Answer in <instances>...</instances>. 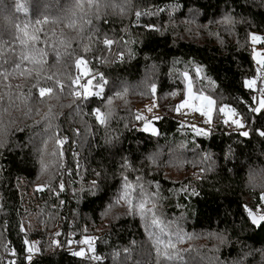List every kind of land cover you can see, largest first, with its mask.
Masks as SVG:
<instances>
[{"label":"trees","instance_id":"obj_1","mask_svg":"<svg viewBox=\"0 0 264 264\" xmlns=\"http://www.w3.org/2000/svg\"><path fill=\"white\" fill-rule=\"evenodd\" d=\"M252 33L264 38V0H0V264H90L59 249L70 220L101 264H264L249 214L264 216ZM81 59L87 100L73 85ZM188 81L215 101L209 125L177 112ZM224 106L245 127L229 128Z\"/></svg>","mask_w":264,"mask_h":264},{"label":"snow or ice","instance_id":"obj_2","mask_svg":"<svg viewBox=\"0 0 264 264\" xmlns=\"http://www.w3.org/2000/svg\"><path fill=\"white\" fill-rule=\"evenodd\" d=\"M140 14L138 13L137 16H139ZM251 40L253 43L256 42H262L264 43V38L261 37H257V36H252ZM112 43V41H106V44L110 45ZM254 58L256 59L257 63L261 66V68H264V53L261 52H256L254 54ZM87 61L81 59L80 61L77 62L78 67L81 69V76L87 77L89 75V69H87L86 67ZM245 87L248 90H253L255 88V86L257 85V80L255 78H250L247 79L245 82ZM73 85L76 88H81L83 85L81 84V80L79 78H77L75 81H73ZM61 88H63V85H60ZM92 86L88 85V87L85 89L84 92L79 93V95L81 96H85L86 94L91 91ZM189 91H188V98L183 100L180 107L182 108H186V107H191V108H195L197 110L198 113L202 114V115H211L213 113V108H214V101H212L209 98H206L200 94L198 95H193V91H192V84L189 83ZM51 91V89H40L39 90V94L41 97L49 94V92ZM153 91L155 92V88H153ZM196 101H199V107H196ZM256 101V100H255ZM256 103L259 105L258 107L253 106L251 108L252 112H261L264 111V96H261L259 101H256ZM221 114L225 117L224 119V123L225 124H229V123H235L237 124L238 127L242 128L245 127V125L243 124L241 118H240V114L238 112L235 111L234 106L232 108V110H229L228 106H224L220 109ZM177 112H179V109H177ZM95 115H96V119L97 122L100 124L104 123V117L103 114L100 113L99 109L95 110ZM139 119V117H138ZM152 127H148L145 128L144 131H151L153 134H157L156 130L152 131ZM243 135H245L246 137L249 135L248 132H243ZM259 135L264 136V131L259 132ZM66 138L65 139H60L58 140V144L62 145L63 143H65ZM60 188H63V184L59 185ZM128 186L126 187L127 190ZM42 190L38 188V191ZM142 195V194H141ZM124 199H127V191H126V195L124 197H122ZM129 204H132V201L129 199L128 200ZM138 208L140 211V214L143 216L146 213L152 215V224L153 225H159L160 221L156 218L154 212H148L146 210V206H145V202L143 201V199H141L140 203L138 204ZM249 214L251 216V223L256 226L257 224H264V216H260L257 217L252 213V210H249ZM85 243L89 244L91 246V241L90 240H86ZM157 245H160L161 243H163V258L165 261H169L173 259V256L170 254V252L168 251L169 249H172L174 247V245L169 241V242H163L161 240H157L156 241ZM91 251H95L94 248L91 249ZM29 252H31V248H29ZM85 253L82 251L79 252H74L73 255H80L83 256ZM157 255H161V250L159 248H157ZM95 259H99V257H92ZM28 259L30 260V256L28 257Z\"/></svg>","mask_w":264,"mask_h":264},{"label":"built area","instance_id":"obj_3","mask_svg":"<svg viewBox=\"0 0 264 264\" xmlns=\"http://www.w3.org/2000/svg\"><path fill=\"white\" fill-rule=\"evenodd\" d=\"M77 76L79 77V79L81 80V84L83 85L81 88H75V94L76 95H79V93L81 92H84L85 89L88 87L89 84V80L87 78H85L84 76H81V71L80 69L77 67ZM91 92V91H90ZM81 96V95H79ZM89 96L88 93L86 94V97ZM83 99H86L85 96H81ZM243 124H244V120L242 121ZM229 128H232V125L229 123L227 125ZM136 127L138 129H143V125L137 120L136 122ZM71 153L72 154H78L79 153V150L77 149V144L76 143H73L72 144V147H71ZM73 171V168L71 165L67 164L65 165L63 168H62V176H61V183H64V185H66V181H67V176L69 174H71ZM62 189V188H61ZM68 190V189H66ZM59 193H61V191H58ZM61 224V220L59 219L57 221V225H60ZM72 224V221L70 220L69 221V225H68V231L67 233L64 235V237L60 236L58 234V230L56 231L57 232V236H56V240L58 242V246H59V249L60 250H69L71 252H79V251H82L84 252L85 254L82 256L84 259H86L87 261L90 262V264H101L102 261H104L106 259V255L105 254H100L98 253L97 251H91L92 247L85 243L86 240H89V239H80V240H77L75 238V235L73 233V231L70 229V225ZM93 244V242L91 243V245ZM26 255H33L32 252H29L28 254ZM92 257H99V259H95V258H92Z\"/></svg>","mask_w":264,"mask_h":264},{"label":"rangeland","instance_id":"obj_4","mask_svg":"<svg viewBox=\"0 0 264 264\" xmlns=\"http://www.w3.org/2000/svg\"><path fill=\"white\" fill-rule=\"evenodd\" d=\"M252 36L261 37V35L258 34V33H252L251 37H252ZM261 38H262V37H261ZM251 42H252V40H251ZM252 45H253V48H254V49H253V56H254V54H255L256 52L264 53V51H263V49H262V47H261L259 41L256 42V43H253V42H252ZM254 60H255V63H256L257 65H259V64L257 63V61H256L255 58H254ZM258 69L261 70V66H260V65H259ZM189 83L192 84V82H190V81L187 82L186 92H185V94H184V95H185V96H184V97H185L184 100L188 98V91L190 90V89H189ZM192 91H193V95H198V93H196V92L193 90V86H192ZM200 95H202V96H204V97H206V98H209V99H211L212 101H214V99H213L212 97H210V96H207V95H204V94H200ZM89 96H90V95H89ZM89 96H87L85 100L89 99V98H90ZM195 103H196V107H199V101H196ZM180 105H181V104H180ZM164 110H165L166 112H169V107H164ZM179 111H180L181 114L184 115V119L187 120L188 122L193 121V120L196 119V118L198 117V115H199V116L201 117V119L209 125V124L211 123V120H212L213 116H214V112H215V101H214L213 113H212L211 115H202V114L198 113L197 110H196L195 108H191V107H186V108L179 107Z\"/></svg>","mask_w":264,"mask_h":264},{"label":"water","instance_id":"obj_5","mask_svg":"<svg viewBox=\"0 0 264 264\" xmlns=\"http://www.w3.org/2000/svg\"><path fill=\"white\" fill-rule=\"evenodd\" d=\"M252 213H253L255 216H257V217L263 216V215L257 213L255 210H252ZM261 225H262V224H257V226H261ZM91 247L94 248L95 251H97V247H96V245H95L94 243L91 245Z\"/></svg>","mask_w":264,"mask_h":264}]
</instances>
